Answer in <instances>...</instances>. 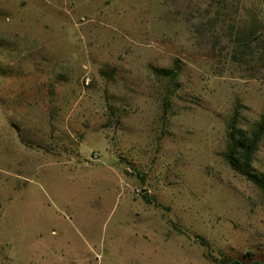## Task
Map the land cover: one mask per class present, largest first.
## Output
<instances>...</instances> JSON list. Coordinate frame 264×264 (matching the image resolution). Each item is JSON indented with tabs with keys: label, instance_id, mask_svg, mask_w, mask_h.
<instances>
[{
	"label": "rangeland",
	"instance_id": "obj_1",
	"mask_svg": "<svg viewBox=\"0 0 264 264\" xmlns=\"http://www.w3.org/2000/svg\"><path fill=\"white\" fill-rule=\"evenodd\" d=\"M234 115L264 116L262 0H0V264L264 261Z\"/></svg>",
	"mask_w": 264,
	"mask_h": 264
},
{
	"label": "trees",
	"instance_id": "obj_2",
	"mask_svg": "<svg viewBox=\"0 0 264 264\" xmlns=\"http://www.w3.org/2000/svg\"><path fill=\"white\" fill-rule=\"evenodd\" d=\"M262 2L264 5V0ZM152 71L161 76L172 74L171 70L163 68L153 67ZM236 118L237 115H234L228 125V141L225 153L227 163L235 172L245 176L264 193V176L255 173L251 168L253 154L264 134V116L249 135H245L241 129L236 128ZM220 262L223 264H264V261L243 263L237 259L226 258H223Z\"/></svg>",
	"mask_w": 264,
	"mask_h": 264
}]
</instances>
